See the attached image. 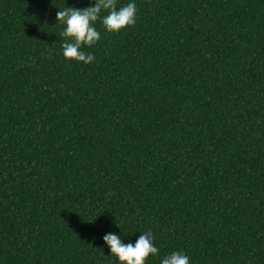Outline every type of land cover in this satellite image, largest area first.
Returning a JSON list of instances; mask_svg holds the SVG:
<instances>
[{"label": "trees", "instance_id": "obj_1", "mask_svg": "<svg viewBox=\"0 0 264 264\" xmlns=\"http://www.w3.org/2000/svg\"><path fill=\"white\" fill-rule=\"evenodd\" d=\"M128 0H117V6ZM87 65L57 9L0 0V264H264V0H135Z\"/></svg>", "mask_w": 264, "mask_h": 264}, {"label": "clouds", "instance_id": "obj_2", "mask_svg": "<svg viewBox=\"0 0 264 264\" xmlns=\"http://www.w3.org/2000/svg\"><path fill=\"white\" fill-rule=\"evenodd\" d=\"M137 7L135 0L117 6V0H89L83 8L64 7L57 9L55 24L62 27L61 56L65 60L82 62L84 65L94 60L92 52L85 53L83 47L95 45L101 31L106 34L116 33L135 23ZM103 247L114 258L115 264H146L151 254L155 256L158 248L153 244L150 230L139 232L135 241L123 243L120 234L105 232L102 237ZM159 264H189V257L183 251H170L159 260Z\"/></svg>", "mask_w": 264, "mask_h": 264}]
</instances>
